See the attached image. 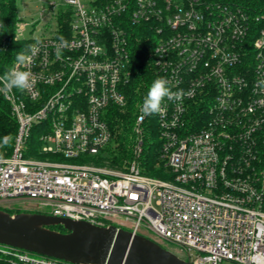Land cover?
<instances>
[{
  "label": "built area",
  "instance_id": "obj_1",
  "mask_svg": "<svg viewBox=\"0 0 264 264\" xmlns=\"http://www.w3.org/2000/svg\"><path fill=\"white\" fill-rule=\"evenodd\" d=\"M49 6L41 15L51 16L50 31L31 39L40 41L35 52L29 48L25 62L12 66L30 71L33 87L0 91L18 123L10 153L0 156V205L21 198L37 212L115 225L173 245L194 264H264V4L51 0ZM26 25L18 16L16 39ZM59 36L68 46L57 58ZM142 37L155 44L158 74L183 93L157 114L167 178L142 172L148 116L141 106L132 125L134 158L124 168L96 160L112 139L111 109L127 105L131 45ZM0 264L74 263L0 243Z\"/></svg>",
  "mask_w": 264,
  "mask_h": 264
},
{
  "label": "trees",
  "instance_id": "obj_2",
  "mask_svg": "<svg viewBox=\"0 0 264 264\" xmlns=\"http://www.w3.org/2000/svg\"><path fill=\"white\" fill-rule=\"evenodd\" d=\"M264 4V0H260ZM2 9V27L0 28V73L4 74L16 62L18 55H24L29 50V40H18L15 38L16 23L18 21L17 0H0ZM132 76L124 86L127 105L124 108L113 107L108 117L109 126L112 130V139L103 148L101 154L96 158L98 164L124 168L131 161L136 144V134L133 131V122L142 103L149 85L160 76L154 64V42L145 41L144 37L136 44H132ZM144 152L141 158L142 172L146 175L167 178L164 163L160 158L162 140L159 135L157 114L148 116L145 122ZM18 123L12 115L8 103L0 96V156L10 153L14 137L16 136ZM32 143L40 146L37 140L38 128L34 130ZM8 150L5 152L4 150ZM39 158H55L54 155L34 153ZM4 209L11 214L21 210ZM52 229L67 231L63 225L50 226Z\"/></svg>",
  "mask_w": 264,
  "mask_h": 264
},
{
  "label": "water",
  "instance_id": "obj_3",
  "mask_svg": "<svg viewBox=\"0 0 264 264\" xmlns=\"http://www.w3.org/2000/svg\"><path fill=\"white\" fill-rule=\"evenodd\" d=\"M0 243L74 264H194L145 235L37 211L0 209Z\"/></svg>",
  "mask_w": 264,
  "mask_h": 264
},
{
  "label": "clouds",
  "instance_id": "obj_4",
  "mask_svg": "<svg viewBox=\"0 0 264 264\" xmlns=\"http://www.w3.org/2000/svg\"><path fill=\"white\" fill-rule=\"evenodd\" d=\"M59 43L55 46L56 56L60 58L61 50L68 46V41L63 37L59 36ZM40 41L36 42V45H30V50L34 53L37 45ZM17 61L21 64L25 62L24 55H18ZM35 81L33 74L27 70H21L17 67H12L6 71L3 75H0V91L5 94L17 90L24 92L33 87ZM182 91H173L171 82L167 77L158 76L149 85L145 96L142 98L140 111L142 116H151L153 114H159L163 111V104L165 100L171 101H182Z\"/></svg>",
  "mask_w": 264,
  "mask_h": 264
},
{
  "label": "rangeland",
  "instance_id": "obj_5",
  "mask_svg": "<svg viewBox=\"0 0 264 264\" xmlns=\"http://www.w3.org/2000/svg\"><path fill=\"white\" fill-rule=\"evenodd\" d=\"M49 1L51 0H17V14L23 22L27 23L23 33L20 35L22 40L30 41L41 35L42 32L50 31L51 25L49 22L51 21V16L47 14V11L45 12L44 17L41 15L44 6L49 10ZM52 25L55 27V22H52ZM34 134L33 131V135ZM88 159L91 160L92 158L88 157ZM1 205L5 209L35 212L34 204L21 198L3 201L1 202ZM171 248L175 251L173 245Z\"/></svg>",
  "mask_w": 264,
  "mask_h": 264
}]
</instances>
